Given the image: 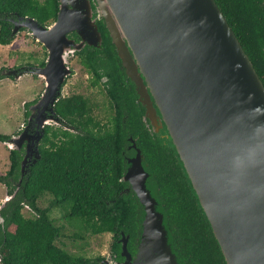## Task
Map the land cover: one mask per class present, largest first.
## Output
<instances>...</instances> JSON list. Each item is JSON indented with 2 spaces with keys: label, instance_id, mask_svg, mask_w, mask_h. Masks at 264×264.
I'll list each match as a JSON object with an SVG mask.
<instances>
[{
  "label": "water",
  "instance_id": "water-1",
  "mask_svg": "<svg viewBox=\"0 0 264 264\" xmlns=\"http://www.w3.org/2000/svg\"><path fill=\"white\" fill-rule=\"evenodd\" d=\"M95 1L137 103L145 110L143 119L151 133L163 132L161 137L170 140L225 263L264 264V86L217 4ZM82 4L83 15L61 3L49 27L19 18L12 29V36L27 29L47 52L43 67L1 72L16 81L20 73H30L44 84L22 133L5 142L9 150L18 151L26 142L22 177L40 158L44 126L54 120V103L71 74L64 58L69 50L66 34L76 30L95 45L86 35L96 33L101 42L89 2ZM34 117L36 131L31 135ZM127 142L121 181L128 187L119 196L132 191L138 205L136 255L132 260L129 237L121 233L125 261L102 264H180L152 173L137 143L131 137ZM14 194H6L0 209Z\"/></svg>",
  "mask_w": 264,
  "mask_h": 264
},
{
  "label": "trees",
  "instance_id": "trees-1",
  "mask_svg": "<svg viewBox=\"0 0 264 264\" xmlns=\"http://www.w3.org/2000/svg\"><path fill=\"white\" fill-rule=\"evenodd\" d=\"M214 1L264 86V0ZM57 11V0H0V45L14 40L11 19L30 18L45 27L55 20ZM100 32L103 42L97 52L101 57L88 54L87 66L98 77L95 61L105 58L106 93L115 111L100 127L90 116L84 117L87 101L83 97L59 98L55 113L81 133L46 126L38 147L40 158L27 167L23 177L24 149L9 151V169L0 175V184L8 196L15 194L0 209V264H102L103 257L75 256L57 246L59 229L48 214L66 203L71 205L69 218L81 222L85 237L112 236L114 260H122L121 233L129 237L127 249L134 253L138 205L132 191L119 196L128 187L121 179L129 137L141 148L152 173L180 264H226L170 140L161 137L163 132L159 136L146 128L145 110L137 103L134 86L104 25ZM43 66L44 61L37 64ZM1 71L0 80L7 77ZM9 139L0 135L2 143ZM46 194L52 200L40 208ZM23 210L32 217H25Z\"/></svg>",
  "mask_w": 264,
  "mask_h": 264
},
{
  "label": "rangeland",
  "instance_id": "rangeland-1",
  "mask_svg": "<svg viewBox=\"0 0 264 264\" xmlns=\"http://www.w3.org/2000/svg\"><path fill=\"white\" fill-rule=\"evenodd\" d=\"M43 59L44 52L41 46L32 38L27 29L24 32H16L10 45H0V70L4 69L6 72L14 70L19 73V71L29 68V64H34L36 65L34 68H38L37 64ZM74 66L76 67L73 73L71 72L73 76L69 78L60 93L65 96L73 92L90 94L91 89L86 87L85 72L77 65L74 64ZM20 74L21 77L18 81L14 77H5L0 80V135H7L10 138L17 137L22 133V126L26 124L25 113L31 114L29 109L34 105L33 103L43 87V82L35 75L30 73ZM75 84H80L81 87L75 88ZM92 95L96 96L98 103L103 98V95L100 96L94 92ZM23 145L25 146L26 142ZM9 151L6 144L0 142V175H4L9 169ZM5 194H7V189L0 184V204L7 196ZM51 200L52 196L44 195L39 202V207L45 208ZM70 209L71 205L66 203L54 208L48 214L50 220L59 229L57 246L75 256L88 259L103 257L109 263H112L109 259L112 236L104 234L85 237L81 222L78 219L69 218ZM22 214L27 218L32 217L27 210H23Z\"/></svg>",
  "mask_w": 264,
  "mask_h": 264
},
{
  "label": "flooded vegetation",
  "instance_id": "flooded-vegetation-1",
  "mask_svg": "<svg viewBox=\"0 0 264 264\" xmlns=\"http://www.w3.org/2000/svg\"><path fill=\"white\" fill-rule=\"evenodd\" d=\"M57 1H58L57 14L59 12V8H60L61 3H63L67 7V10H74L75 12H78L80 15H83V13L86 12V9L83 7L82 0H57ZM87 1L89 2V8H90V14H91L90 20L93 22V27L99 33V35L101 37V42L97 41L96 33H90V34L86 35L87 40L89 39L90 41H92L93 43H96V44L95 45H89L86 40H83V37L76 30L70 31L66 34V40L69 43V50L64 52L65 53L64 58L65 57L67 58V59L65 58V60H66L65 62H66V64H68L67 66L69 67V69L72 73L76 67V66H74V64L77 65L82 71L85 72L86 80H87V86L86 87L91 89V92H90V94H85V93L80 94L78 92H73V93L66 95V96L62 95L60 93V96L57 99H59V98H64V99L65 98H71L74 96L83 97L87 101V110H86L87 112L84 114V117L90 116L91 118H93L95 123L96 122L100 123L99 126L101 127L102 123L106 122V118H108L110 116V114H113V112L115 110H114V108H112L109 105L110 100L107 97V93H106V87H107L106 83L108 81V78L104 73V70H106V69L104 66L105 61H103V60L105 58H99L95 61L97 63L96 72L99 75L98 77L94 76V73L91 72V69H90L91 67L87 66L88 61L86 59V56L88 54H95L96 56L101 57V53L97 52L98 50H101V46H102V42H103V37H102L101 32H100V25L105 26L103 18L98 17L96 1L95 0H87ZM56 18H57V15H56ZM56 18L50 25H52L56 21ZM11 22H12V25L14 27V24L16 22L18 23V20H12L11 19ZM50 25L45 26V27H49ZM25 30L26 29L21 28L18 30V32H24ZM40 46L44 52L43 61H44V65H45L47 52L41 44H40ZM29 67H36V66L29 65ZM72 76H73V74H70L69 76H67L65 78L64 83L61 86V89H63L65 87L66 82ZM80 87H81L80 84L75 86V88H80ZM43 90H44V84H43L41 92L37 96L38 98L36 99V101L33 104L37 103V101L39 100ZM93 92L96 93L97 95H100V96L103 95V98L100 101V103L97 102L98 100L96 99V96L92 95ZM38 110L39 109L34 111V116H36V114L38 113ZM53 111H54V106H53ZM45 113L50 114L48 111H46ZM29 116H30V113L26 117V124L22 126V130H24V128L26 127ZM143 117H144V113L142 115V121L145 124L146 128L150 130V126H148L149 121L148 120L144 121ZM53 118H54V120L52 122H50L48 125H45L44 128L46 126H49V127L54 128V129L61 128L62 130L68 131L71 133H81L80 129H77L74 125L68 124L67 121L61 119L55 113V111H54ZM101 118H105V119L102 120ZM35 120L36 119L34 117L33 120L31 121V126L28 128V133L31 135H34V132L36 131V124H34ZM88 129L93 130V131L97 130V128H93L92 126H88ZM39 144H40V142H39ZM24 147L25 146L23 145L22 149H24ZM24 153H25V150H24ZM135 255H136V248H135L134 253L130 252V256H131L132 260H134ZM109 259L112 261V263H123L125 261L124 258H122V260H120V261L114 260V258H112L111 255L109 256Z\"/></svg>",
  "mask_w": 264,
  "mask_h": 264
},
{
  "label": "crops",
  "instance_id": "crops-1",
  "mask_svg": "<svg viewBox=\"0 0 264 264\" xmlns=\"http://www.w3.org/2000/svg\"><path fill=\"white\" fill-rule=\"evenodd\" d=\"M6 195V194H5Z\"/></svg>",
  "mask_w": 264,
  "mask_h": 264
}]
</instances>
